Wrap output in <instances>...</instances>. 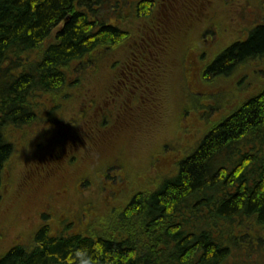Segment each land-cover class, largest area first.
Returning a JSON list of instances; mask_svg holds the SVG:
<instances>
[{
  "label": "trees",
  "instance_id": "trees-1",
  "mask_svg": "<svg viewBox=\"0 0 264 264\" xmlns=\"http://www.w3.org/2000/svg\"><path fill=\"white\" fill-rule=\"evenodd\" d=\"M113 4L111 8L117 7L119 0ZM126 4L130 12L117 14L111 22L102 12V0H0V184L13 155V136L42 119L49 127L53 116L65 114L68 109L74 112L77 101L79 109L90 106L81 85L90 83L96 89L98 85L102 88L91 101L92 107L100 104V109L94 115L85 111L76 114L88 127L107 124L108 102L118 110L134 106V88L110 89L122 83L121 59H128L130 84L143 83L149 89L156 61L151 56L156 43L151 28L157 25L158 17L167 20L159 15L161 5L153 0H131ZM195 11L194 15L183 14L187 22L175 30L183 32L181 37L205 31L196 23L203 14ZM219 16L213 12L208 20L216 17L214 24L224 34L226 25H232L223 23L225 19ZM160 23V39L170 55L160 56L157 61L158 94L166 79L163 68L168 65L169 74L173 66L185 68L184 59L193 55V49H188L196 46L183 48L187 39L174 38L169 27L164 29ZM228 43L217 58L206 64L205 77L235 70L264 56V14L244 38ZM71 93H75L73 100H67ZM244 96L231 114L178 162L172 177L156 188L150 184L127 196L117 216L121 225L104 227L99 232H72L66 224L59 233H51L47 225H42L29 242L14 245L1 256L0 264H229L235 247L251 255L255 252L248 248L251 234L264 237V152L258 150L264 145V86L258 84ZM55 109L59 111L53 115ZM55 128L54 134L61 133L57 134L62 137L60 147L69 145L61 155L80 161L77 154H84V148L79 146L77 124L64 132ZM48 157H55L53 150ZM92 160L84 163L86 169L79 173L80 179H91ZM97 167L95 178H100L97 173L101 174L107 165ZM147 231L153 232L156 248L144 249ZM245 238L246 245H242Z\"/></svg>",
  "mask_w": 264,
  "mask_h": 264
},
{
  "label": "rangeland",
  "instance_id": "rangeland-1",
  "mask_svg": "<svg viewBox=\"0 0 264 264\" xmlns=\"http://www.w3.org/2000/svg\"><path fill=\"white\" fill-rule=\"evenodd\" d=\"M115 1L117 0H102V12L111 22H114L117 14L128 13L126 3L129 4L131 0H119L117 7L111 8ZM122 4H125V7ZM217 5L219 8L216 9L209 7V15L217 12L222 16L220 20L225 19L223 23H230L232 26L229 28L226 25L224 34L221 29L216 30V40H214L215 36L212 39L210 36L207 38L210 44L204 42V36L196 37L193 32H189L187 41L182 47L196 46L188 49L195 48L192 51L193 55L189 54L187 60L184 59L185 68L182 75L179 65L174 66L175 72L171 71V76L168 72V65L163 68L162 73L166 74V79L163 78V91L159 94L160 107L157 118L146 122L147 125L137 129L130 139L128 136H123L113 142L112 147L117 144V149L111 153L117 156L119 167L111 173L118 177L119 182L107 185L103 180L104 170L101 172L102 178H95L93 173L89 181L78 178L73 183L71 181L63 184L55 183L57 185L51 186V190L54 189L52 193H55L56 189L60 190L61 200L58 202V209L64 214L57 216V213L61 212L58 210L56 213L55 211L54 220L60 216L65 218L68 227L72 228L70 231L82 229L88 232H99L104 227L121 225L117 216L120 209L127 203V196L131 192L144 189L150 184L156 188L160 183L172 177L171 169L178 167V162L196 149L204 135L231 114L239 102L243 101L244 95L253 90L252 86L258 84L264 86V56L248 61L235 70L216 76L211 75L210 78L204 76L206 64L212 62L228 47V42L244 38L258 21L263 20L264 0H234L231 10L224 6L220 7L221 4ZM158 10L161 17L167 12L162 6H159ZM215 21L216 17L211 20L203 18L199 23L203 28L212 30ZM199 53L203 58L199 56ZM252 70L260 72H252ZM102 71L100 69V73ZM204 86L205 90L202 91ZM81 89L85 91L87 103L95 101L98 93L102 91L99 85L96 89L95 85L90 83L81 85ZM73 90L76 91L77 87ZM74 96L75 93H71L67 100H73ZM73 105H75L74 112L68 109L65 114H57L59 110L55 109L53 115H57L51 118L49 127H47V121L42 119L25 132L13 136L19 145L16 144L14 155L10 157L4 168L0 184V257L14 245H25L30 241L32 234L38 228L40 198L47 201L48 195L51 194L50 191H39L37 186L36 196H31L30 189L35 187L31 184V177H34L30 175L29 168L32 160L28 159L30 149H25L23 139H29L39 129L44 131L43 135L48 138L46 141L40 140L42 145L37 149L40 156L46 153L48 157L47 144L53 147L58 146L62 139L59 137L61 133H53V128L57 127L55 130L64 132L73 123L76 124L81 120L76 115L79 111V102ZM91 108L88 106L86 110ZM54 137L59 138L53 140ZM87 146L90 148L85 150L84 154L82 152L77 154L81 156L79 162L81 166L89 158H94L101 149V147L91 148L92 146L88 144ZM20 147L21 150H18ZM67 147L68 145H63V149ZM112 147L108 146L104 152L109 153ZM258 150H260L259 153H263L264 145L261 144ZM107 153L103 155L106 156ZM36 166L32 169H36ZM68 209H72L73 212ZM146 234L148 240L143 246L144 249L156 248L157 240L153 237V232L147 231ZM156 234H159V231H156ZM246 241L245 238L242 245H246ZM250 244L248 248H252L255 252L247 256L243 250L235 247V256L229 264H264V237L253 232ZM167 252L165 254L168 259Z\"/></svg>",
  "mask_w": 264,
  "mask_h": 264
},
{
  "label": "flooded vegetation",
  "instance_id": "flooded-vegetation-1",
  "mask_svg": "<svg viewBox=\"0 0 264 264\" xmlns=\"http://www.w3.org/2000/svg\"><path fill=\"white\" fill-rule=\"evenodd\" d=\"M153 1L161 5L165 10H167V12L164 13V17L166 18L167 21L160 19L158 17L156 21L157 25L154 26L155 28H151L152 36L156 37L155 50L152 51L151 56L153 57V60H156V61H154V73L150 79L151 85L149 86V89L148 87H143V83L142 84L140 83L134 86L130 84V79H131L130 73L127 72L129 68L128 67L129 64L127 62L128 59L126 60L121 59V63L124 66L122 83L119 81L120 83L119 85H116V86L112 85L110 89L111 90L115 89L119 91L122 87L127 88L129 90H132V88H134L135 90L134 104H133L134 106L132 105H130L129 107L123 106L121 109L118 110V108L111 106L112 105L111 102H108L106 106V109L108 112L107 120H106L107 124L103 127H96L94 129L92 127H88L87 123H83L82 120L76 123L77 124L76 131L79 132L78 138L79 140H81L79 141V146H83L84 152L85 150H88L90 148L87 146V144L89 146H92L91 148H95V149H97L98 147H101V149L94 156L92 163L89 165V167L92 169V173H95L96 170L99 169L97 165H102V166L107 165V167L105 168V175L103 178V180L106 181L107 185L109 184L114 185L119 182L118 177L112 174L114 172V169L119 167V165L117 164V159H116L117 156L109 154L112 151V149L117 146V144H115L116 146L114 145L113 147L111 144L115 140L120 139L123 136H128V138L130 139L133 134L132 133L133 131L135 132L137 128L140 129L144 125H147L146 122L155 120L159 113L160 96L158 94V89L160 85L159 84L160 78L157 73V68H158L157 61H159L160 56L164 58L165 55H167V58H168L170 55V53L167 51V47H165V43L160 39L161 32L159 31L160 30L159 22H161L160 24H162V27L164 29H165V26H168L169 28L167 30L170 32V35L178 39V36L182 35L183 32L181 33L175 30L181 29L182 26H184L187 22L185 19L186 17H184L183 14L187 13L188 15H194V13L196 12L195 10L198 9L202 12L203 18H208L209 11L207 10L209 7L216 9V8H219L217 4H221L220 7L224 6L227 9L231 10L233 9L232 3L234 0H228V1H225V0H153ZM167 3H169L168 4L169 8L166 7ZM199 22L200 20L196 23L200 24ZM204 30H205L204 32L200 33L201 36L205 37L204 42L210 44L208 42L209 40L207 39L209 36H210V39H212L215 36L214 40H216V32H215L217 30L216 27H214L213 30H211L210 28L207 29L205 27ZM187 35L188 34H185V37L180 36L181 38L179 39H183V37L187 39ZM194 35L198 37L196 33ZM139 47L140 49H142V43L140 44ZM135 56L136 55H134V57ZM199 56L203 58V56L200 55V53H199ZM183 68L184 67L180 66L181 75H182V72L184 71ZM254 71L260 72L258 70H252V72ZM172 72L173 73L175 72L174 66H173ZM171 73L169 74L170 76H171ZM142 78L144 79V81H146L143 75H142ZM254 87L255 86H252V88ZM90 106L92 107L91 103H90ZM86 108L87 107H84L83 109H79V111L81 112L85 111L86 114L89 112L91 115H94L97 109H100V104L94 105L88 111L86 110ZM102 121L103 120H101V117H99V122L102 123ZM132 123L134 124L132 125ZM32 126H29L26 129ZM123 126L124 128L122 129ZM129 126L130 127L134 126L130 130L131 132L128 131L130 129ZM107 132H108V135H107ZM40 133L42 134V136L41 134L38 135L36 134V132H34L30 136V138L24 142V144L26 145L25 149L26 150L30 149V151L28 152V155H29L28 159L32 160L30 162L29 168L31 170L30 175H33L34 177V178L31 177V184L35 186L34 187L35 190L30 189V192H31V196L35 197L36 192H37V186L39 187V191L40 190H43L44 192L50 191L51 194L48 195L47 201L46 199L40 198L41 202H40V205L38 206L39 210H38L37 226L39 228L42 225H47L50 228L51 233H59L63 231L62 228L66 226L67 220L65 218H62L61 216L59 218H55L57 220L53 219L55 211L56 213L58 212V210L59 212H61L60 214L57 213V216L63 215L64 213L63 211L58 209V202L61 200L60 190L56 189L55 193H52L54 189L51 190V186L54 187L57 184H63L64 182L70 183V181L72 183L74 181L76 182V180L80 178L79 173L83 174L86 167L84 164L81 166V163H79L80 161H74L72 157H70L69 160L65 159L64 156L61 155L62 150H65V149H62V147H60L61 145L53 147L47 144L49 148V151L47 153L49 154V152L53 150V154L55 155V157L53 158L47 157L46 153L40 156L39 150L37 149L39 146L42 145L40 140L43 139L46 141V139L48 138L45 135H43L44 131H40ZM56 138L57 137H54L53 140H55ZM11 142L13 144V150H14L16 144L17 145L19 144L14 139H12ZM50 143H52V141ZM67 145L68 144L66 143L65 146ZM108 146L112 147L111 151L109 153L104 152V149H106ZM21 147L18 150H21ZM14 151L12 152L13 155H14ZM104 153H107V155L101 159L97 156V155H103ZM34 166H36V169H32ZM175 170H176V167L172 168L171 172L174 173ZM4 171L5 170H3V173ZM85 175L86 174H84V176ZM98 175H100V177L102 178L101 174L97 173V176ZM28 185H29V182H28ZM68 211L73 212L72 209H68Z\"/></svg>",
  "mask_w": 264,
  "mask_h": 264
}]
</instances>
